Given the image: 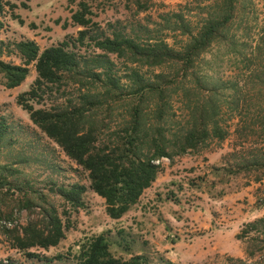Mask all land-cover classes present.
Wrapping results in <instances>:
<instances>
[{
  "label": "rangeland",
  "instance_id": "1",
  "mask_svg": "<svg viewBox=\"0 0 264 264\" xmlns=\"http://www.w3.org/2000/svg\"><path fill=\"white\" fill-rule=\"evenodd\" d=\"M10 2L16 7L0 14V61L21 65L14 44L27 41L36 43L39 52L68 41L79 61L76 71L32 101L34 108L73 110L84 102L91 120L107 125L100 130L104 137L129 120L128 105L139 83H157L162 76L168 98L159 124L171 141L169 151L180 146L178 137L195 110H208L211 101L215 117L208 130L215 123L223 139L210 135L195 151L161 159L156 180L137 205L111 219L104 200L91 190L87 172L16 102L37 77L34 63L15 88H7L0 74V264H77L81 242L98 235L121 260L139 255L149 264H264V226L248 227L264 219V0ZM82 2L92 24L80 46L74 39L82 28L71 16ZM228 3L235 10L222 30L225 38L200 53L185 76L181 60L160 66L138 62L140 49L162 42L183 54L202 27L225 24ZM114 37L130 39L132 50L118 56L96 47ZM108 77L119 89L113 98L114 92L104 88ZM146 111L155 127L152 110ZM73 185L85 188L76 206L59 194ZM53 208L64 238L47 249L15 248L7 232L48 230L45 212Z\"/></svg>",
  "mask_w": 264,
  "mask_h": 264
},
{
  "label": "trees",
  "instance_id": "2",
  "mask_svg": "<svg viewBox=\"0 0 264 264\" xmlns=\"http://www.w3.org/2000/svg\"><path fill=\"white\" fill-rule=\"evenodd\" d=\"M5 7L12 10L16 5L10 0H0V14ZM224 10L225 24L210 23L202 27L196 37H193L191 46H187L183 54L172 50L162 42L152 48L140 49L138 62L160 66L170 59L181 60L185 76L200 53L213 41L225 38L226 33L222 30L233 17L235 8L228 3ZM89 14L91 13L88 6L82 2L79 4V10L71 16L73 24L82 28L78 37L74 39L80 46H83L87 39V28L92 24L91 18L87 17ZM130 44H132L130 39L119 40L114 37V39L106 38L98 41L96 47L121 56L132 50ZM14 49L21 55L23 63L12 65L0 61V74L5 80V86L9 89L19 86L28 74L27 67L34 63L37 77L29 90L17 97L16 102L28 113L34 125L54 141L67 157L87 172L91 190L104 200L105 212L111 219H120L137 205L143 192L156 180L160 170L158 162L161 159H168L175 152L182 155L187 151H195L210 135L219 140L223 139V133L215 123L211 131L208 130L209 121L215 117V107L211 101L208 102V110H200L201 112L195 110L189 121V128L178 137L181 141L180 146L173 140L172 144L177 145V148L169 151L171 141L166 139L162 133L163 127L159 124L165 118L168 98V94L165 93L166 88L162 87V84L167 85L168 81L162 76L158 77L157 83L142 85L138 80L140 86L135 89L131 103L128 105L129 120L120 131L101 137L100 130H105L107 125L101 121H92L84 110V102L80 106L79 104L74 106L73 110L58 108L57 111L36 109L32 104V101L42 97L45 89H50V86L64 79L65 74L77 70L78 57L76 52L70 49L68 41L48 47L42 52H39V47L32 41L15 43ZM96 66L101 65L97 63ZM107 81H111V78L108 77L104 81L106 92L109 94L114 92L110 98L116 97L118 85ZM182 95L187 96L186 92ZM146 108L152 110L151 117L155 119V127L149 124L147 118L149 113ZM84 191V186L73 185L70 188H60L59 194L64 201L76 206L80 204ZM45 213L48 230L23 227L21 233L18 230L7 232L15 248L47 249L56 246L64 238L63 223L56 210L53 208ZM257 226H264V219L248 225L249 229ZM245 232L247 231L242 235ZM76 260L77 264H149L146 257L139 255L128 260L115 258L110 253L109 244L103 235L85 238L79 246Z\"/></svg>",
  "mask_w": 264,
  "mask_h": 264
}]
</instances>
